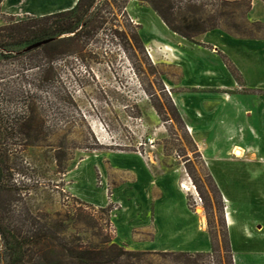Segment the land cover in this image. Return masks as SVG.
<instances>
[{
	"label": "rangeland",
	"instance_id": "rangeland-1",
	"mask_svg": "<svg viewBox=\"0 0 264 264\" xmlns=\"http://www.w3.org/2000/svg\"><path fill=\"white\" fill-rule=\"evenodd\" d=\"M255 1L171 0V17L214 22L212 30L226 35L221 40L227 47L235 48L237 41L236 51L260 53L262 45L250 49L243 43L264 38V20L253 18L264 15V7ZM94 17L101 26L87 27L76 44L61 46L46 70L31 68L28 59L0 63V84L16 95L9 102L0 99V108L18 114L34 102L44 122V139L36 145L16 133L1 144L4 222L23 231L38 221L54 222L59 232L65 220L67 236L98 245L110 238L127 250L149 252L132 259L134 264H182L172 252H190L193 264H264V182L252 181L264 173V115H256L259 124L245 113L252 104L241 102L246 95L264 96V88L245 89L240 68L219 50L237 81L223 92L230 107L222 118H211L206 109V127L192 131L185 107L209 90L192 87L201 70L192 64L185 71L164 40L200 48V53L213 51L204 33L187 39L171 31L146 0H94L84 18ZM23 92L32 96L25 98ZM222 119L232 132L216 124ZM236 147L243 148L242 156L235 154ZM205 158L262 167L217 168L223 172L216 176ZM171 173L185 214L194 216L200 232L191 240L194 245L188 244L191 233L175 234L173 246L153 243L154 203ZM146 178L152 191L137 184ZM183 182L190 191L181 187ZM225 194L239 203L237 228Z\"/></svg>",
	"mask_w": 264,
	"mask_h": 264
},
{
	"label": "trees",
	"instance_id": "trees-1",
	"mask_svg": "<svg viewBox=\"0 0 264 264\" xmlns=\"http://www.w3.org/2000/svg\"><path fill=\"white\" fill-rule=\"evenodd\" d=\"M146 1L171 31L187 39H193L194 36L216 27L214 22H204L194 16L191 19L172 18L174 6L171 5V0ZM93 5L94 0H79L69 10L43 16H26L10 21L2 20L0 11V63L13 59H28L31 68L46 70L47 63L58 53L61 46L66 43L76 44L81 31L87 27L101 26L93 23L97 20L96 17L88 21L84 18ZM67 33L72 35L66 36ZM49 39L51 41L28 49L36 43ZM4 87L5 85L1 83L0 99L9 102V99L16 95L10 88ZM19 94L25 98L32 96L26 95L25 92ZM43 129L44 122L34 102L26 103L18 114L7 107L0 108V147L5 143L4 139L13 133L24 136L29 144L36 145L44 139L41 136L44 133ZM3 173L4 167L0 165V190L4 189ZM51 224L38 221L37 226L34 223L28 228L29 230L23 231L15 226L11 228V225L4 222L0 216V264H134L132 259L140 260V256L149 253L127 250L110 238L103 240L99 245L87 243L78 236L66 235L69 226L65 220L59 232L55 229L57 225L54 222ZM228 247L230 251L229 240ZM172 254H175L182 264L196 262L190 252H172Z\"/></svg>",
	"mask_w": 264,
	"mask_h": 264
},
{
	"label": "crops",
	"instance_id": "crops-1",
	"mask_svg": "<svg viewBox=\"0 0 264 264\" xmlns=\"http://www.w3.org/2000/svg\"><path fill=\"white\" fill-rule=\"evenodd\" d=\"M79 0H2L0 4V11H1V18L4 21H9L13 19H21L26 16H43L47 14H52L55 12H60L64 10H69L73 8ZM258 1V0H256ZM255 1V2H256ZM254 2V4H255ZM257 3H260L264 7V2L262 0H259ZM255 21H263L264 15L260 14L258 16L253 17ZM226 35L216 32L215 30L208 31L204 33V42L206 44H211L214 46L211 49L213 51H203L200 53V48L193 49L191 47L184 46L181 42H169L168 40H164L168 46H170V51L172 60L178 63H181L183 69L185 71H189L191 69V65H197L199 68L198 70H201L199 72V75L201 76L200 80H196L195 78L192 81V87L198 88H208L209 91H200L204 96H201V98H198V95H194L192 97V105L188 104V108L185 107L186 113L183 115H187V119L189 121V126L192 131H199L198 127H206L207 124V114L206 109H209V111H212L214 115L210 116L211 118H217L224 116L222 115L225 111L227 112L229 110L230 105L228 104V101H226L228 98H224V90L227 89L228 86L236 84V79L234 76L230 73V71L227 70L224 62L220 59L219 50L222 52H226L229 54L231 58L234 59L237 66L240 68L243 77L245 79L244 87L245 89H262L264 88V51L261 49L262 52L258 53V50L256 51H250L251 53H246L244 51H236V42H235V48L234 44L232 47H227L222 40L224 39ZM222 39V40H221ZM251 39L253 42L249 41H243L245 46L247 48L252 49L249 47L251 44H257V47H264V38L256 39L254 37L247 38ZM242 41V40H241ZM255 41V42H254ZM249 54H251L249 56ZM249 56V57H248ZM262 56L263 58H259ZM221 62V63H220ZM201 66V67H200ZM198 73V72H196ZM191 85V84H190ZM199 93V91H196L195 93ZM212 93V98L209 96ZM228 95V94H227ZM237 96V95H236ZM244 98V97H243ZM226 99V100H225ZM233 99V97H232ZM237 99V97H236ZM235 100V99H234ZM235 108L238 107L237 104H239V100H235ZM241 101V100H240ZM184 102V101H183ZM251 103L253 107H246L245 113H248L249 115H264V96L260 94L256 95H246L244 100L241 101ZM188 102L185 101V104ZM194 103V104H193ZM193 107V108H192ZM237 110V109H236ZM225 112V113H226ZM218 115V116H217ZM257 122L262 124V122L259 120V117L256 116ZM206 119V120H205ZM225 119V118H224ZM262 119V118H261ZM225 120H219L216 122L219 126H221L223 129H226L227 126L229 127V131L232 132V126L230 125V122ZM201 129V128H200ZM264 148L263 143H261ZM243 149V148H242ZM207 166L210 168L212 173L216 176H219L222 170H218L217 168H226V167H244L249 166L250 164H244L243 162H238L235 160H211L208 161L206 159ZM250 166H257L262 167L260 164H257L256 162ZM138 167V166H137ZM141 173L143 170H141ZM132 175L133 171L131 170ZM147 173V172H146ZM149 177H151V174L147 173ZM172 173L170 174V180L174 177H172ZM137 178L135 175L134 178ZM146 182L139 180L137 183L140 187L141 184L147 185V188L152 191L154 189V186H152V181L150 179L146 178ZM153 180V179H152ZM221 183V180L218 179ZM252 181H256V183L264 182V173L259 174L257 177L252 179ZM147 182L149 184H147ZM160 183V182H159ZM175 183V180H174ZM161 186H163V194L158 195V200L154 203V245L161 247V246H173V241H175V234L177 233H191L190 235V241H188V244H195V242H191L193 238L198 235L200 232L198 231L195 223L194 216H186V210L183 208L181 201L179 200V194L178 191L175 190V186L173 184V181L171 180L170 184H165L163 182L160 183ZM223 190V189H222ZM225 198L228 200V209L232 213L233 222L236 221V213H237V207L239 203L236 201V199H232L231 196L225 194ZM166 196H169L166 198ZM176 196L178 199L176 202L173 201V197ZM262 198V197H261ZM151 199V198H150ZM163 199V200H162ZM93 201H98L95 198L91 199ZM162 200V201H161ZM180 201V202H179ZM160 206H164L165 210H160ZM227 209V212H228ZM162 212L165 214H162ZM162 219V217H164ZM238 224V222L234 223V227ZM230 227L232 225L228 224ZM237 228V226H236ZM165 235V236H164ZM164 240L166 242H164ZM164 242V243H163ZM255 260V259H254ZM256 262L259 260H255ZM261 262V261H260ZM262 263V262H261Z\"/></svg>",
	"mask_w": 264,
	"mask_h": 264
},
{
	"label": "bare ground",
	"instance_id": "bare-ground-1",
	"mask_svg": "<svg viewBox=\"0 0 264 264\" xmlns=\"http://www.w3.org/2000/svg\"><path fill=\"white\" fill-rule=\"evenodd\" d=\"M243 149L241 148V147H236L235 149H234V152H235V154L237 155V156H242V154H243V151H242ZM181 187L183 188V189H185L186 191H190L191 190V187L189 186V184H187L186 182H183L182 184H181Z\"/></svg>",
	"mask_w": 264,
	"mask_h": 264
},
{
	"label": "water",
	"instance_id": "water-1",
	"mask_svg": "<svg viewBox=\"0 0 264 264\" xmlns=\"http://www.w3.org/2000/svg\"><path fill=\"white\" fill-rule=\"evenodd\" d=\"M49 41H51V40L49 39V40H45V41H42V42L36 43V44H34L33 46L29 47L28 49L33 48V47H36V46H39V45H41V44H43V43H46V42H49Z\"/></svg>",
	"mask_w": 264,
	"mask_h": 264
}]
</instances>
